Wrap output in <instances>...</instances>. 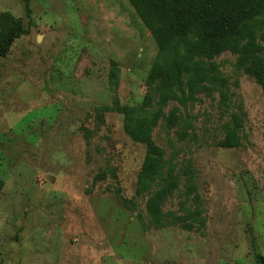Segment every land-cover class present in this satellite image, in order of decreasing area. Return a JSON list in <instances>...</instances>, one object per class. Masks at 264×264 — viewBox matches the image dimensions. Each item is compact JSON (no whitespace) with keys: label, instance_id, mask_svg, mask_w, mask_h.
Wrapping results in <instances>:
<instances>
[{"label":"rangeland","instance_id":"obj_1","mask_svg":"<svg viewBox=\"0 0 264 264\" xmlns=\"http://www.w3.org/2000/svg\"><path fill=\"white\" fill-rule=\"evenodd\" d=\"M30 8L0 0V44L28 30L0 59V264H264V26L239 23L255 53L206 56L192 30L163 55L128 0ZM183 56L193 88L192 69L149 78ZM131 107L159 113L155 150L126 133Z\"/></svg>","mask_w":264,"mask_h":264},{"label":"trees","instance_id":"obj_2","mask_svg":"<svg viewBox=\"0 0 264 264\" xmlns=\"http://www.w3.org/2000/svg\"><path fill=\"white\" fill-rule=\"evenodd\" d=\"M25 4L26 13L30 17V0H22ZM135 9L146 28L152 34L158 50L161 54L168 53L176 44L180 34L196 30L199 33V42L195 48L203 52L206 56L213 57L225 49H231L243 54L255 53L260 49L255 44L256 32L251 30L247 45H240L237 40L242 38L243 30L239 23L246 17L254 18V26H264V0H128ZM28 30L22 26L12 28L8 31L5 39L0 44V59L5 57L16 39L20 38ZM188 37V35H186ZM264 37V35H263ZM190 42L187 39L185 51L193 56ZM175 61L176 71L169 74L166 70H161L160 64L156 63L149 76L150 79L158 75L179 78L184 70H193L190 87L193 88L201 79L200 69L188 64L186 56ZM190 67V68H189ZM259 79L264 84L263 71L258 73ZM136 108L126 109L124 119V129L126 133L137 142L145 144L151 150H155L146 121L155 122L159 118V113L144 120L135 119ZM228 146L235 145L234 134L229 135L226 141ZM159 160L149 161L145 172L140 178L143 189L148 187L149 179L154 170H157ZM148 185V186H147ZM165 191L156 194L150 199L148 206L153 212L154 203Z\"/></svg>","mask_w":264,"mask_h":264}]
</instances>
